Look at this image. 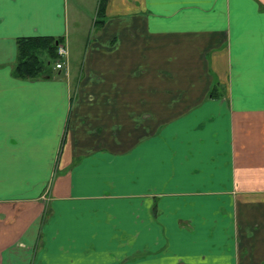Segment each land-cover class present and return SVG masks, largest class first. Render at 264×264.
<instances>
[{
    "label": "crops",
    "instance_id": "0c3cea01",
    "mask_svg": "<svg viewBox=\"0 0 264 264\" xmlns=\"http://www.w3.org/2000/svg\"><path fill=\"white\" fill-rule=\"evenodd\" d=\"M78 10L0 0V264H264V0ZM34 34L64 67L17 78Z\"/></svg>",
    "mask_w": 264,
    "mask_h": 264
},
{
    "label": "trees",
    "instance_id": "16d2710c",
    "mask_svg": "<svg viewBox=\"0 0 264 264\" xmlns=\"http://www.w3.org/2000/svg\"><path fill=\"white\" fill-rule=\"evenodd\" d=\"M106 0H98L93 24L100 25ZM61 38L49 34L20 35L16 37V54L11 63V74L21 79H41L53 75L57 46ZM216 89L212 85L211 90Z\"/></svg>",
    "mask_w": 264,
    "mask_h": 264
},
{
    "label": "rangeland",
    "instance_id": "374dc122",
    "mask_svg": "<svg viewBox=\"0 0 264 264\" xmlns=\"http://www.w3.org/2000/svg\"><path fill=\"white\" fill-rule=\"evenodd\" d=\"M68 2L73 3L74 7L75 6H79L80 9H82L84 11L77 13L78 14V21L79 24L77 26H75V23H72V21H70L69 24V32L71 30V32L69 33V37H70V44L72 43L71 41H76V38L79 37L80 35L76 32V30H81L84 29L85 27L92 26V22L94 17L96 16V2L97 0H68ZM68 5V4H67ZM80 15V17H79ZM72 20V18H71ZM71 28V29H70ZM86 36V34H85ZM84 36V37H85ZM249 100H258L259 99H249Z\"/></svg>",
    "mask_w": 264,
    "mask_h": 264
},
{
    "label": "built area",
    "instance_id": "2783aa9c",
    "mask_svg": "<svg viewBox=\"0 0 264 264\" xmlns=\"http://www.w3.org/2000/svg\"><path fill=\"white\" fill-rule=\"evenodd\" d=\"M57 53H58L59 57L55 61V67L56 68L64 67L63 57L66 54L65 48L62 45H58Z\"/></svg>",
    "mask_w": 264,
    "mask_h": 264
}]
</instances>
